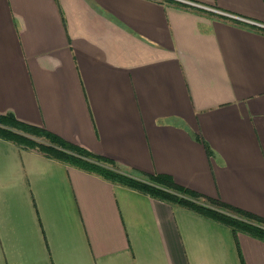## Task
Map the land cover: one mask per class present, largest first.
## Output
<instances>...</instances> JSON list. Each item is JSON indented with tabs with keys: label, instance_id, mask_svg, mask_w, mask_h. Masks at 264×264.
Listing matches in <instances>:
<instances>
[{
	"label": "crops",
	"instance_id": "crops-1",
	"mask_svg": "<svg viewBox=\"0 0 264 264\" xmlns=\"http://www.w3.org/2000/svg\"><path fill=\"white\" fill-rule=\"evenodd\" d=\"M264 217V0H0V114ZM0 264H264V240L0 137Z\"/></svg>",
	"mask_w": 264,
	"mask_h": 264
},
{
	"label": "trees",
	"instance_id": "trees-1",
	"mask_svg": "<svg viewBox=\"0 0 264 264\" xmlns=\"http://www.w3.org/2000/svg\"><path fill=\"white\" fill-rule=\"evenodd\" d=\"M32 136H41L46 142H38ZM0 137L25 147L36 148L46 156L95 173L112 182L190 208L205 217L231 226L235 231L264 240V217L180 186L165 174H132L111 158L72 144L44 128L20 121L11 113L0 114Z\"/></svg>",
	"mask_w": 264,
	"mask_h": 264
},
{
	"label": "rangeland",
	"instance_id": "rangeland-1",
	"mask_svg": "<svg viewBox=\"0 0 264 264\" xmlns=\"http://www.w3.org/2000/svg\"><path fill=\"white\" fill-rule=\"evenodd\" d=\"M36 141L45 143L46 139L41 136H32Z\"/></svg>",
	"mask_w": 264,
	"mask_h": 264
}]
</instances>
